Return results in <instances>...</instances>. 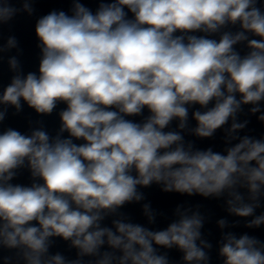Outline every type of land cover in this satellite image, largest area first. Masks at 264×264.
<instances>
[{
    "label": "clouds",
    "instance_id": "1",
    "mask_svg": "<svg viewBox=\"0 0 264 264\" xmlns=\"http://www.w3.org/2000/svg\"><path fill=\"white\" fill-rule=\"evenodd\" d=\"M36 2L0 0V29ZM70 3L35 21L37 71L7 59L0 129L10 108L65 107L54 134L43 120L0 130V264H211L202 205L177 204L165 228L151 227L164 213L143 189L222 200L245 228L264 226V134H240L241 116L264 125V0ZM13 49L10 35L0 62ZM217 132L222 151L198 146ZM24 170L30 183H13ZM130 204L147 224L123 211ZM216 224L221 264H264V240L225 231L240 219ZM56 238L74 258L50 251Z\"/></svg>",
    "mask_w": 264,
    "mask_h": 264
}]
</instances>
